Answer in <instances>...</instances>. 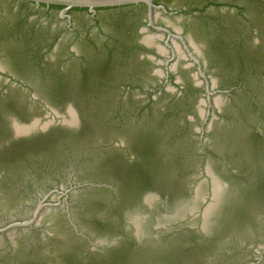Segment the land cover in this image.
Returning <instances> with one entry per match:
<instances>
[{"label":"flooded vegetation","instance_id":"flooded-vegetation-1","mask_svg":"<svg viewBox=\"0 0 264 264\" xmlns=\"http://www.w3.org/2000/svg\"><path fill=\"white\" fill-rule=\"evenodd\" d=\"M64 10L9 1L0 3V176L4 174L3 171L7 173L8 166H15V169L26 161L39 168L40 162L48 158L68 178L66 181L70 180L67 168L59 165L64 148L76 144L74 141H77V137L73 133L83 127L81 141L91 138L94 134L86 137V131H99L98 123L110 121L111 113L115 110V96L102 98L98 105L101 106L102 115L98 118L92 116L97 107L94 102L85 108L77 99L78 108L69 105L67 119L63 123L53 125L43 124L39 119L30 120L32 107L44 113L51 111V105L42 96L32 93L31 88L23 82L26 77L21 74L31 73L43 88H47L58 99H65L69 95H62L53 88L58 78L64 77L75 84L82 81L84 72L90 70V80L97 84L119 85L129 75L132 83L137 81L144 86L139 89L141 95H148L147 98L151 100L154 95L173 89L170 91L174 95L172 102L182 98L187 103L188 97L197 98L200 95L198 86L204 84L207 97L209 89L213 95L231 97V103L234 101L231 108L241 107L243 113L252 109L259 114L264 112V104L254 100V97H264V0H155L152 7L140 4L132 8H99L95 12L69 9L63 13ZM102 20L106 21V25ZM178 20L209 37L211 61L221 70L222 77L218 81L207 75L209 66L202 60L198 46L190 42L184 31L175 28L173 23ZM104 26L108 27L106 32ZM94 30L100 32L101 36L92 34ZM84 39L87 52L81 54L77 52V43ZM118 43H121L119 48ZM158 43H163V46H158ZM56 54H59L58 60L53 59ZM109 58L112 61L107 77L95 75L96 71L104 70L103 63ZM2 59L10 61L18 72L17 76L7 72ZM210 66H213L211 62ZM217 85L219 90H216ZM174 87L180 92L175 93ZM185 94L188 97H184ZM235 95L238 98L248 97L251 101L240 105L239 101L232 99ZM72 109L77 116L73 115ZM11 111L22 114L24 119L10 114ZM176 111L182 114L180 110ZM190 113L194 117L200 114L199 110L192 109L185 113V120ZM118 117L121 118L120 115ZM37 120L38 124L31 130L23 128V125H30ZM207 124L202 125L201 144L206 142L204 137L212 126ZM262 132L264 123L260 122L250 132V136L263 137ZM46 141L55 146L51 157L30 154L28 160L19 158L20 150L24 147ZM135 142L133 140V148ZM132 149L116 140L102 149L100 157H122L126 163L133 164L139 159ZM159 152L163 155L167 153L163 146ZM186 165L187 174L192 173L191 165ZM98 169L95 167V170ZM111 178L116 181L110 178L96 179L93 183L76 188L67 182L68 189L53 188L63 192L71 190L67 197L53 194L65 200L75 192L98 188L103 193L82 196V204L87 210L96 211L99 208L116 216L109 225L99 219L98 226L106 229L112 227V231L105 237H93L78 228L72 220L73 207L67 205L64 220L71 238L63 242L65 247L58 258L48 264H185L186 259L190 264L209 263L195 252L199 248H209L212 221L220 211L213 214V208L206 211V218L212 216L204 229V209L211 200L212 189L207 168L200 170L199 178L208 184L210 190L206 202L201 200L205 207L202 209V223L196 227L183 220H166L165 215L175 214L177 210L183 215L185 211L180 206H168L164 200L161 206L156 205L157 200L150 206L146 202L149 194L143 197L139 206L125 212L122 208L128 198L121 193L120 181ZM191 192L188 190L189 194ZM53 195L46 203L53 200ZM57 206L52 204L44 209ZM50 237L63 240L54 234ZM186 241L192 243L187 244ZM186 250L189 251L187 258Z\"/></svg>","mask_w":264,"mask_h":264},{"label":"rangeland","instance_id":"rangeland-1","mask_svg":"<svg viewBox=\"0 0 264 264\" xmlns=\"http://www.w3.org/2000/svg\"><path fill=\"white\" fill-rule=\"evenodd\" d=\"M102 23L106 25L105 20H102ZM173 24L177 30L185 32L190 42L198 46L202 60L209 66L206 69L207 75L218 81L222 77L221 70L213 60L211 61L213 58L209 49V37L204 33L196 32L180 20L174 21ZM107 29L108 27L104 26L105 32ZM92 32L96 37L101 36L97 30ZM85 43V39L77 43L78 53L87 52ZM158 46H163V43H158ZM58 56L59 54L54 55L53 59L58 60ZM1 62L8 73L18 75L8 59H2ZM210 62L213 66H210ZM21 75L26 77L23 82L31 88L32 93L42 96L51 105V111L44 113L32 107L30 120L39 119L43 124L57 125L67 119L66 110L69 105L72 104L76 109L78 108L75 91L70 92L65 99H58L47 88H43L31 73ZM125 78L114 91L115 110L112 111V119H110L113 124H122V128L116 127L110 133L97 131L91 138L83 141H81L83 127L74 132L73 134L77 137V141H74L76 144L64 148L59 165L67 168L70 180L66 181L68 178L48 158L40 162L39 168L23 161L15 169V166H8L6 174L3 171L5 175L0 176V227L12 222L32 219L39 202L46 194L50 190H59L53 189L54 187L68 189V182L76 188V186L93 183L96 179H104L100 176V172L95 170V167L97 168L100 164L99 157L103 153L102 149L116 140L132 149L133 130L150 122L149 114L152 110V117H167L166 121H174L177 124V128L168 139L179 141L182 149L183 146L185 147L184 162L189 163L193 171L185 175L184 185L177 186L176 189L168 188L159 178L155 179L153 184L134 192L126 200L122 210L126 212L139 206L143 197L152 193L160 197L156 205L161 206L164 200L170 207H184L183 221L192 227L201 225L202 209L205 207L201 200L208 196L210 187L207 183H203L199 176L202 168L210 166L223 181L230 185V190L226 195L224 206L220 208L216 219L212 221L209 248L196 249L197 256L207 260L208 264H264V144L256 152L250 142V132L260 122L264 123V112L259 114L252 109L245 110L243 113L240 111L241 107L231 108L234 106V101L232 103L230 101L231 97L214 94L208 98L205 93L206 86L200 84L198 86L200 95H197V98L188 97L187 103L182 98L175 102L178 110L182 112L179 114L176 110L167 109L168 104L174 100L171 89L161 95H154L151 100L147 98L148 95L143 96L139 92V89L144 88L143 85H139L137 81L132 83L129 75ZM174 89L175 93L180 92L177 88L174 87ZM216 90H219V85ZM236 96L232 99L239 101L240 105L251 101L248 97ZM254 100H260V103L264 104V97H254ZM118 107L122 109L120 119ZM192 109L199 110L200 114L197 113L194 117L190 113L185 120V113ZM10 114L21 120L24 119L22 114L13 111ZM203 123L212 126L204 137L206 142L201 144ZM163 147L167 151L166 154L172 151V146ZM132 151L136 153L133 149ZM109 178V180H115ZM188 190L192 192L189 194ZM196 190H199L198 195ZM96 193L101 194L103 191L98 188L81 190L71 194L68 200L53 195V200L48 202L58 206L43 209L32 226L27 229H12L0 235V264H48L58 258L65 247L63 242L71 238V232L64 220L67 205L73 207L72 220L80 230L93 237L107 236L112 231V227L111 229L102 228L97 225V222L100 219L109 225L116 215L107 214L99 208L95 209L96 211L87 210L82 204L84 198L82 196L96 195ZM198 196L199 200H197ZM52 234L63 240L52 239L50 237ZM188 252V250L185 252L186 258L189 255ZM186 261L189 260L186 259L185 264H190Z\"/></svg>","mask_w":264,"mask_h":264},{"label":"trees","instance_id":"trees-1","mask_svg":"<svg viewBox=\"0 0 264 264\" xmlns=\"http://www.w3.org/2000/svg\"><path fill=\"white\" fill-rule=\"evenodd\" d=\"M84 10V9H82ZM117 47H121V43L117 44ZM112 59L106 60L103 64V71H96L95 75L98 77H107L108 68L111 65ZM88 72V73H87ZM84 72L83 79L79 83H71L66 78H58V82L54 84V89L59 93L69 94V91L75 90L77 94V99L79 102L89 108L91 102L96 101V104H100L104 97H113L115 89L119 85L115 84H103V82L97 84L91 82L92 74L90 70ZM91 76V77H90ZM184 97H188L187 94ZM103 98V99H102ZM94 104V103H93ZM92 104V105H93ZM109 110H113L107 107ZM169 111L177 110L178 106L175 102H170L167 106ZM121 109H119L118 115L121 114ZM102 115L101 106H97L92 113V116L98 118ZM150 122L141 125L138 129L133 130V140L135 146L133 150L138 155V161L133 164L126 163L122 157L107 158L104 155L103 158L100 157V164L98 165V170L100 171V176L102 178L114 177L120 181L121 193L123 197L129 198L134 192L138 191L140 188L153 184L155 179H161L168 188L176 189L177 186H181L184 183L183 179L187 175V165L184 162L186 160L184 156L185 147L179 144V141L175 142V139H168L172 134L173 130L177 128V124L174 121H166L167 117L161 116L154 118L152 110L150 111ZM100 132H109L116 127L122 128V124H113L112 121H106L104 123H98ZM97 130L90 129L86 131V137L96 133ZM169 140V141H167ZM251 145L257 152V149L264 144V138L260 136L250 137ZM172 146L168 154H161L159 151L162 146ZM55 150V146L52 142L46 141V143H38L31 147H24L19 153V158L27 159L30 154L41 155L45 154L47 157H51ZM36 164V163H35ZM33 167H37L34 164H30Z\"/></svg>","mask_w":264,"mask_h":264},{"label":"water","instance_id":"water-1","mask_svg":"<svg viewBox=\"0 0 264 264\" xmlns=\"http://www.w3.org/2000/svg\"><path fill=\"white\" fill-rule=\"evenodd\" d=\"M9 1V2H15V3H22V4H28V5H34V6H41V7H47V8H54V9H65L63 13L68 11L69 9H89L92 12H95V9L99 8H132L134 6L140 5V4H147L149 7L153 6V1L155 0H0V3ZM173 91V89H171ZM208 98H210L213 93L207 90ZM73 115H76V112L72 109ZM39 120L35 121L34 123L30 125H23V128L26 129H32L38 124ZM207 175L210 177L211 182H212V189H211V200L206 204V207L204 209V229L207 228L208 222H210L211 216L206 218V211L210 208L214 209V213L218 211L225 198L227 193L230 190V185L223 181L214 171L213 169L208 166L207 168ZM215 184L218 185L220 188H222V196L220 199L215 200L214 198V188ZM71 190H67L65 192L63 191H58L54 190L50 192L43 200H41L35 210L34 216L31 220L25 221V222H16L12 223L11 225L0 229V234H3L5 232H8L12 229L15 228H27L32 226L34 223V220L39 216V213L46 207L52 206L50 203H46L47 199L53 195V194H58L62 197H67L69 192ZM199 190H197V195H198ZM199 196L197 197V200H199ZM159 197L154 194H149L146 197V202L148 205L152 206L153 202L155 200H158ZM206 202L207 198L202 199V201ZM182 211H185L184 207H181ZM179 209V208H178ZM175 214H169L165 215V219L170 221H179L184 219V215L179 214V210L175 211Z\"/></svg>","mask_w":264,"mask_h":264},{"label":"bare ground","instance_id":"bare-ground-1","mask_svg":"<svg viewBox=\"0 0 264 264\" xmlns=\"http://www.w3.org/2000/svg\"><path fill=\"white\" fill-rule=\"evenodd\" d=\"M24 129H26V128H24ZM27 130H29V129H27ZM218 185H216L215 184V190H216V194H214V198H215V200H218V199H220L221 198V196H222V194H223V192H222V188H220V190L218 189ZM219 191V192H218ZM220 197V198H219ZM213 210V209H212ZM210 212H211V210H210ZM209 213V212H208ZM214 213V210L212 211V213L211 214H213ZM179 214H181V211H179ZM209 216H211V215H209ZM136 223H138L137 222V220H136ZM139 227H140V225H139Z\"/></svg>","mask_w":264,"mask_h":264}]
</instances>
